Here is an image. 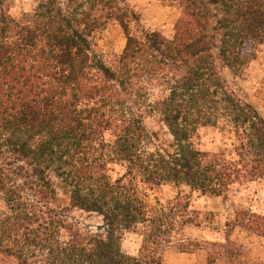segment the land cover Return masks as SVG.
Returning <instances> with one entry per match:
<instances>
[{"label":"trees","instance_id":"trees-1","mask_svg":"<svg viewBox=\"0 0 264 264\" xmlns=\"http://www.w3.org/2000/svg\"><path fill=\"white\" fill-rule=\"evenodd\" d=\"M34 1L14 17L0 0V251L15 264H162L174 243L190 250L180 233L201 221L183 188L226 198L264 179V113L223 74L264 45V0H179L172 37L142 25L129 0ZM111 22L126 45L107 63L94 39ZM153 116L168 137L148 128ZM202 127L230 145L200 149ZM157 184L179 192L161 201ZM72 209L98 215L100 231ZM236 228L264 238V215L237 208L209 264H245ZM128 230L142 237L137 255L122 249Z\"/></svg>","mask_w":264,"mask_h":264},{"label":"rangeland","instance_id":"rangeland-1","mask_svg":"<svg viewBox=\"0 0 264 264\" xmlns=\"http://www.w3.org/2000/svg\"><path fill=\"white\" fill-rule=\"evenodd\" d=\"M130 6L138 13L141 24L153 31L172 37L175 34L184 8L179 0H129ZM34 0H13L10 13L19 17L23 12L34 8ZM95 50L107 63H112L126 45V35L121 26L111 22L101 30L94 39ZM230 87L243 100L251 103L264 113V45L249 44L244 52V64L238 70L223 69ZM151 131L168 137L166 126L159 117L146 119ZM197 147L204 151L217 153L222 147L230 145L227 135L216 127H202L195 138ZM117 171H121L120 167ZM153 191V190H152ZM154 192L161 201L173 199L179 189L171 185H155ZM184 201L189 203V211L199 216V225H187L180 233L179 238L189 243L190 250H182L177 243L163 252L162 264H209L207 251L211 250V242L224 240L225 233L220 227L234 218L237 208H248L253 212L264 215V179L234 186L229 197L202 195L183 188ZM66 204L67 202H63ZM71 216L79 223L82 229L98 232L102 219L94 214L72 209ZM231 241L242 251L245 264H264V238L252 234L242 228H236ZM179 242V240H178ZM122 249L128 254L137 255L142 244V237L137 231H125L122 236ZM200 243V245H198ZM0 264H15L13 258L0 251Z\"/></svg>","mask_w":264,"mask_h":264}]
</instances>
